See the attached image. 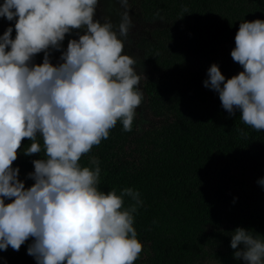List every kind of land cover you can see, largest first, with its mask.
I'll use <instances>...</instances> for the list:
<instances>
[{"label":"clouds","instance_id":"clouds-1","mask_svg":"<svg viewBox=\"0 0 264 264\" xmlns=\"http://www.w3.org/2000/svg\"><path fill=\"white\" fill-rule=\"evenodd\" d=\"M99 0H3L0 17L15 21L0 35V250L27 254L36 264H134L143 250L134 218L139 191L100 189V161L82 156L109 137L117 122L132 131L144 95L137 60L124 53L132 20L128 0L118 25L95 20ZM186 12L187 9H184ZM78 30V39L66 35ZM82 33V34H80ZM233 61L243 71L226 79L213 63L203 84L219 94L230 115L264 130V20L242 21ZM60 52L52 63V51ZM43 53L42 63H34ZM241 134L247 133L240 130ZM34 171L25 187L13 167L22 141ZM42 140V144L41 141ZM264 186V179L258 180ZM125 198L131 203L125 207ZM10 201L9 203H6ZM155 223V221H154ZM238 227L233 255L264 264V236ZM242 248L238 249V246ZM238 249V250H237Z\"/></svg>","mask_w":264,"mask_h":264},{"label":"trees","instance_id":"trees-1","mask_svg":"<svg viewBox=\"0 0 264 264\" xmlns=\"http://www.w3.org/2000/svg\"><path fill=\"white\" fill-rule=\"evenodd\" d=\"M128 9L124 53L137 60L144 98L132 131L118 121L80 164L99 159L104 192L139 191L134 227L143 250L134 264H245L234 258L231 234L242 227L264 236V130L245 125L239 111L230 115L203 82L213 63L226 79L243 71L231 56L235 36L243 20H264V0H128ZM124 11L120 0H99L94 19L118 25ZM14 24L0 17V35L12 26L14 39ZM77 32L66 35L64 49ZM60 54L52 51V63ZM42 61L37 54L34 63ZM30 144L22 141L13 162L26 188L34 183L32 161L44 155L25 156ZM31 243L0 250V264H36Z\"/></svg>","mask_w":264,"mask_h":264},{"label":"rangeland","instance_id":"rangeland-1","mask_svg":"<svg viewBox=\"0 0 264 264\" xmlns=\"http://www.w3.org/2000/svg\"><path fill=\"white\" fill-rule=\"evenodd\" d=\"M132 33V36L135 35L136 31H131ZM130 38V37H129ZM129 41V40H128ZM127 41V43H128ZM201 264H221V263H218V262H215V261H206V262H202Z\"/></svg>","mask_w":264,"mask_h":264}]
</instances>
